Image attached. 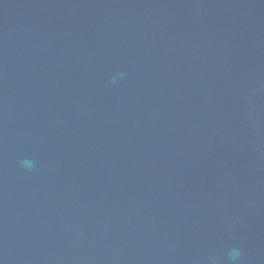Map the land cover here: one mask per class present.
I'll return each instance as SVG.
<instances>
[{"label": "water", "instance_id": "obj_1", "mask_svg": "<svg viewBox=\"0 0 264 264\" xmlns=\"http://www.w3.org/2000/svg\"><path fill=\"white\" fill-rule=\"evenodd\" d=\"M0 264H264V0H0Z\"/></svg>", "mask_w": 264, "mask_h": 264}, {"label": "clouds", "instance_id": "obj_2", "mask_svg": "<svg viewBox=\"0 0 264 264\" xmlns=\"http://www.w3.org/2000/svg\"><path fill=\"white\" fill-rule=\"evenodd\" d=\"M25 164L26 167H28L29 169H32L34 167V163L32 161H24L23 162ZM240 256V252L238 249H234L232 254H231V258L233 261H236Z\"/></svg>", "mask_w": 264, "mask_h": 264}]
</instances>
